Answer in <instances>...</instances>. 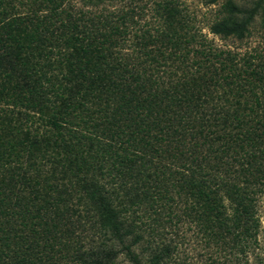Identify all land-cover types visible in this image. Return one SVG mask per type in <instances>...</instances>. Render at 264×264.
Listing matches in <instances>:
<instances>
[{"label": "trees", "instance_id": "16d2710c", "mask_svg": "<svg viewBox=\"0 0 264 264\" xmlns=\"http://www.w3.org/2000/svg\"><path fill=\"white\" fill-rule=\"evenodd\" d=\"M41 1L33 17L0 1V264H107L123 251L167 264L161 209L245 251L262 222L264 76L219 74L224 50L178 0L175 27L143 30L131 52L129 16L106 0ZM263 1L228 0L210 31L243 39ZM81 218L101 239L91 250L68 239Z\"/></svg>", "mask_w": 264, "mask_h": 264}, {"label": "rangeland", "instance_id": "374dc122", "mask_svg": "<svg viewBox=\"0 0 264 264\" xmlns=\"http://www.w3.org/2000/svg\"><path fill=\"white\" fill-rule=\"evenodd\" d=\"M2 8H5L11 16L30 14L33 17L36 8H45V1L41 0H0ZM228 0H218L214 4H207L205 0H178L180 5L185 8L193 18V24L199 29L202 34L207 35L215 48L223 49V57L225 69L222 71L218 68V73L231 74L233 66L236 71L243 68L251 69L254 67L256 72H260L264 76V9H260L255 15L252 24L249 27V32L243 39L226 38L222 39L210 31V25L216 19L226 15V3ZM239 4L246 6L253 5L255 0H234ZM63 4H74L75 7L82 5L80 0H64ZM167 12L165 13V6ZM264 5V1H263ZM175 0H106L105 4L101 5L106 11H113L118 14H128L127 30L130 48L126 49L131 52L135 41L139 42V37L143 30H149L146 35L157 34V28H162L166 24H171L175 27ZM91 9L94 12L100 9ZM29 17V16H26ZM31 17V18H32ZM141 38V37H140ZM250 61V63H249ZM220 64L219 62H216ZM250 67H248L249 65ZM218 66V65H217ZM252 66V67H251ZM219 67V66H218ZM244 74V73H242ZM229 80V79H228ZM228 80H224L225 84ZM258 85H263L264 82L256 80ZM261 228L255 237H251V243L245 251L240 250V247L230 242L229 238H221L213 236L209 230L202 228L195 220H191L186 216L180 218L175 215L174 211L169 214L167 209H161L158 214L161 220L156 223L160 235L157 236L159 247L166 245L168 247V256L163 260L170 264L182 262L183 264H264V200L261 201ZM183 214L184 209L177 210ZM79 220V217H77ZM76 223V235H72L68 239L77 238L81 248L91 250L96 246L101 239L93 235L94 230L90 229V222L85 219ZM148 233V232H147ZM148 237V234H146ZM76 239L74 241V245ZM146 242H141L136 247L137 252H144L146 256ZM64 256V255H63ZM168 260V261H167ZM62 264H86L69 259L68 257L61 258ZM107 264H135L125 253L119 252ZM164 264V262H163Z\"/></svg>", "mask_w": 264, "mask_h": 264}]
</instances>
